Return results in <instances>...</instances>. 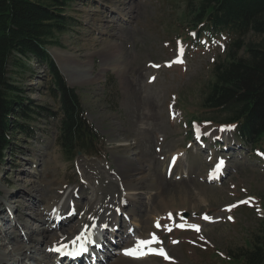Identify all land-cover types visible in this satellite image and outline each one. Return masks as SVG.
<instances>
[{
	"label": "rangeland",
	"instance_id": "374dc122",
	"mask_svg": "<svg viewBox=\"0 0 264 264\" xmlns=\"http://www.w3.org/2000/svg\"><path fill=\"white\" fill-rule=\"evenodd\" d=\"M122 1L77 0L67 11L75 21L72 30L59 37V47L50 49L52 55L55 50L70 52L78 62L86 64L89 53L97 52L107 43L116 44L123 54V73L109 69L103 75L100 72L103 58L95 56L91 75L96 81L87 84L75 83L53 56L80 95L88 119L99 130L101 146L95 154L80 155L73 161L65 156L58 144L60 119H52L42 110L59 114V104L50 91L47 66L30 62L27 72L21 74L12 67L10 75L18 94L26 101L24 106L37 114L26 125V133L12 135V149L5 153L6 160L0 165L1 184L18 192L23 189L17 181L24 176L20 171L29 174L38 170L41 175L33 178L38 183L51 179L67 183L72 190L84 184L80 169L84 163L99 166L105 177L114 178L121 167L118 157L127 155L116 140L127 141L137 153L139 162L135 166L141 165L142 176L149 173L153 176L156 188L152 195H147L150 203L146 208L140 210L130 204L122 212L117 211L118 217L122 215L120 230L133 225L136 230L133 240L143 235V241H150L154 235L155 242L143 247L165 249L174 260L172 263L169 258L152 256L136 264H229V257L253 248L264 225V212L260 210V205L264 209V153L240 145L231 129L219 127L218 123L224 119L202 106L214 80L215 66L227 60V35H202L199 39L198 32L189 29V38L185 33L187 0H131L124 6ZM130 7L135 10L134 16L130 15V21L121 20L117 8ZM102 18L104 23L99 21ZM105 24L110 26L109 30L104 28ZM262 41L263 37L254 34L245 38L246 44ZM240 55L244 56V52ZM194 115L204 123L192 121ZM12 126L16 127L15 119ZM38 153L45 154L40 157L47 165L42 167L40 157L39 161L35 159ZM178 154L176 169L169 171L170 162ZM220 158L227 161L228 168L221 170L224 172L221 182L215 183L213 179L211 183L215 178L211 174L216 173ZM183 192L190 196V203L184 202L185 205H181L180 199ZM77 196L74 200L81 205L91 198L86 188H81ZM24 198L27 201L22 213L27 216L33 201L28 196ZM172 198H177L176 204L168 205ZM41 203H35L37 208L43 206ZM71 210L78 215L82 212L81 208ZM12 221L6 222L5 228L16 232ZM65 225L67 228L70 224ZM181 225L186 231L179 229L183 228ZM192 225L198 226L199 231H192ZM52 229L55 231L54 225ZM55 234L61 235L60 229ZM107 237L109 240L110 236ZM86 240L82 238L80 245ZM108 245V253L117 259L120 247ZM76 246L79 245L70 248Z\"/></svg>",
	"mask_w": 264,
	"mask_h": 264
},
{
	"label": "trees",
	"instance_id": "16d2710c",
	"mask_svg": "<svg viewBox=\"0 0 264 264\" xmlns=\"http://www.w3.org/2000/svg\"><path fill=\"white\" fill-rule=\"evenodd\" d=\"M76 1L0 0V165L12 149L14 132L26 133V125L37 114L24 106L26 101L10 75L12 67L26 73L30 62L48 68L59 114L42 110L60 119L58 144L65 156L73 161L79 155L95 154L101 146V134L88 119L80 95L50 54L52 47L60 46L59 37L74 26L67 11ZM185 27L187 35L192 29L200 38L227 35V60L215 66L202 106L224 119L219 125L234 128L240 144L264 153V0H187ZM250 34L263 41L246 44ZM195 119L200 120L194 115ZM228 259L229 264H264V225L253 248Z\"/></svg>",
	"mask_w": 264,
	"mask_h": 264
},
{
	"label": "bare ground",
	"instance_id": "6f19581e",
	"mask_svg": "<svg viewBox=\"0 0 264 264\" xmlns=\"http://www.w3.org/2000/svg\"><path fill=\"white\" fill-rule=\"evenodd\" d=\"M129 1L131 0H123L121 3L124 6ZM117 10L119 11L117 12L115 9L117 15L120 16V19L122 18L121 20L125 21H130V15L135 13V10L131 7L124 10L117 8ZM99 21L104 23L105 19L103 20L102 18ZM104 28L109 30L110 26L105 24ZM53 56L62 64L64 73L72 75L75 83L79 84L96 81L91 75L93 70L92 59L95 56H101L104 61V66L100 71L101 75L109 69L118 73H123L124 71L121 66L123 54L120 53L114 43H107L97 52L89 53L90 60L88 64L86 62H78L76 56L64 50H55ZM116 142L125 148L127 155L118 157L121 167L119 169L120 172H117L114 178L105 177V172L100 170L102 168L98 169L99 166L96 167L93 164L84 163V165L80 166L85 180L84 184L81 187L76 186L72 190L68 188L67 183L51 182V179L48 182L42 180L38 183L33 179L41 175L38 170L29 174L28 172L20 171L24 176H19L17 181L22 183L23 189L18 192L5 188L0 181V264H49V262L50 264H58L61 261H64L65 264H75L80 257L72 259L76 255L74 252H83L86 249L92 252V256L90 254L84 255L82 257L84 258V264H95L94 258L103 257L101 253L106 255L104 264H107L108 261L110 264H121L122 262L136 264L147 260L146 258L144 260H134L130 255L125 254L127 250L134 248L138 252L148 249L143 246L137 247V242L145 238L142 235L133 240L136 233L133 225L127 226L124 231L120 230L122 215L118 217L117 211L121 210L122 212L130 204L140 210L143 207L146 208L147 204L150 203L149 201L147 202V195H152V190L156 188V181L150 173L147 176H142L141 165L135 166V163L139 162L136 160L137 153L130 145L126 144L127 141L116 140ZM40 156L44 157L45 154L38 153L35 159L39 161L38 157ZM40 159L42 167L48 164L42 157ZM178 159L179 154L170 162V171L174 167L176 169ZM25 160L30 161L29 159ZM137 168L139 171H137ZM93 174L99 176H94ZM171 178L172 173L168 180ZM190 179L192 180V178ZM54 183L55 185H53ZM81 188L88 189L91 194V198L84 205L74 200L79 198L77 195L80 196ZM183 195L184 197L181 198L176 196L181 199V205L190 203V196L186 195V193L184 194V192ZM25 196L30 197L33 201L29 206L31 213L27 216L22 213L26 206L24 202L27 201V198L26 200L24 198ZM177 198H172L171 201H168L170 203L167 204L175 205V199ZM38 202H42L41 205L43 206L41 208H37L38 206L35 203ZM72 204L74 205L72 206ZM122 205L124 206L122 207ZM73 208H76L77 211L81 208L82 212L80 215L73 214L71 210ZM135 216L136 214H133V218H136ZM53 218H56V220L54 221ZM11 219L14 222L13 228L16 232L10 228H5L6 222ZM65 219L70 220L67 222ZM52 222H55L53 224L55 231L60 229L61 235L55 234L52 229L53 225L50 224ZM63 222L64 224H62ZM65 223L70 224L69 227L66 228ZM139 224H142L141 221H139ZM141 229L143 228L141 227ZM100 232L104 235H101ZM118 233L122 234V236L118 237ZM107 236H110L109 240H106ZM82 238L87 240L80 245ZM109 243L112 244L111 246L120 247L117 259L112 258L114 254L108 253ZM40 244L42 247L39 248ZM73 244H78L79 246L70 248Z\"/></svg>",
	"mask_w": 264,
	"mask_h": 264
},
{
	"label": "snow or ice",
	"instance_id": "6c2138e0",
	"mask_svg": "<svg viewBox=\"0 0 264 264\" xmlns=\"http://www.w3.org/2000/svg\"><path fill=\"white\" fill-rule=\"evenodd\" d=\"M224 129H221V131H223ZM223 164V161H220V163L217 165V169H219V167L221 166ZM205 219H208L207 217H205ZM157 227H159V224H157ZM181 227H183V225H181ZM193 229H195L196 231H199V227L198 226H196V225H192L191 226ZM155 236L153 235V238H152V240H150V241H138L137 242V247L139 248V247H142V246H144V245H148V244H151L152 242H155ZM125 254L126 255H131V256H136L137 255V249L136 248H134V249H130V250H127L126 252H125ZM159 254L160 255H162V256H164L165 257V259H167V256H166V254L163 252V250H160V252H159Z\"/></svg>",
	"mask_w": 264,
	"mask_h": 264
}]
</instances>
